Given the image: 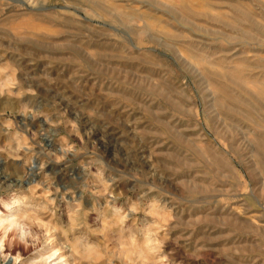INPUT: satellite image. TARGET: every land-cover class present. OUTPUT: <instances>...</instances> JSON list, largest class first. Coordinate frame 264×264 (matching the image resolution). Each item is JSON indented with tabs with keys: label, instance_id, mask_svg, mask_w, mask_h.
Returning a JSON list of instances; mask_svg holds the SVG:
<instances>
[{
	"label": "rangeland",
	"instance_id": "obj_1",
	"mask_svg": "<svg viewBox=\"0 0 264 264\" xmlns=\"http://www.w3.org/2000/svg\"><path fill=\"white\" fill-rule=\"evenodd\" d=\"M16 132L0 264H155L157 202L170 264H264V0H0V148Z\"/></svg>",
	"mask_w": 264,
	"mask_h": 264
},
{
	"label": "clouds",
	"instance_id": "obj_2",
	"mask_svg": "<svg viewBox=\"0 0 264 264\" xmlns=\"http://www.w3.org/2000/svg\"><path fill=\"white\" fill-rule=\"evenodd\" d=\"M17 80H18V72H17ZM3 94L6 95L7 92L5 91ZM30 111H31L30 108H26L25 110H23V113L27 115ZM4 125L9 130L15 129L14 120L5 121ZM14 141H15V147H13L12 141H8L6 147L0 148V151L6 152L10 158L19 159L20 158L19 153L29 147V140L24 134L16 132L14 136ZM37 187H39V185H37ZM48 195L49 193L46 191L45 198H47ZM49 203H54V201H49ZM152 209L153 210L150 213V215H152L162 223L149 225L148 228L145 230L143 245H142L144 254L147 257H155L156 258L155 264H170L169 257L164 252V248H165L164 242L157 239L156 233H154L153 231V228L161 229L164 227L166 213L164 212V209L160 206L158 202L153 203ZM75 215H76L75 212L69 213V219L73 223H74ZM18 222H19L18 220H13V218L10 217L7 218L6 220L0 219V230H3L4 228H11L12 230H16V225L18 224ZM37 223L40 228L45 230H51L50 225L48 223L42 220H38ZM135 243H136L135 238H133L131 240V244L135 245ZM126 247H127L126 244L124 243L121 244L122 250L126 249ZM58 255H59L58 251H51L43 254H38L32 261V264H52L53 258ZM83 255L87 260L91 261L94 258H99V251L94 244H87L86 246H84Z\"/></svg>",
	"mask_w": 264,
	"mask_h": 264
}]
</instances>
